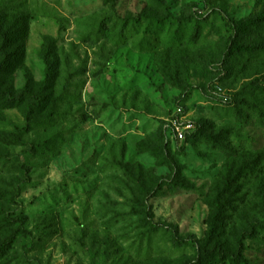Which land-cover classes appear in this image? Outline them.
Here are the masks:
<instances>
[{"label":"rangeland","instance_id":"374dc122","mask_svg":"<svg viewBox=\"0 0 264 264\" xmlns=\"http://www.w3.org/2000/svg\"><path fill=\"white\" fill-rule=\"evenodd\" d=\"M0 16L21 50L0 74V264H194L211 204L216 239L246 231L242 257L264 264V26L232 25L264 0H0Z\"/></svg>","mask_w":264,"mask_h":264},{"label":"trees","instance_id":"16d2710c","mask_svg":"<svg viewBox=\"0 0 264 264\" xmlns=\"http://www.w3.org/2000/svg\"><path fill=\"white\" fill-rule=\"evenodd\" d=\"M235 34L242 35L247 33L252 27L264 26V18L263 17H248L240 19L239 21H235L233 24ZM4 26L5 22L4 19L0 16V56H3V60L0 62V74H11L16 68L18 64V59L21 54L20 48L16 46L14 49H11L14 46L15 39H9L11 38L10 35L4 34ZM6 33V31H5ZM228 50L230 51V54H233L235 52H249L250 46L245 44H240L237 41V37H230L228 44H227ZM11 50V51H10ZM9 51L8 53H6ZM47 64L45 69V79L41 82V86H45L48 83V80L50 79L52 72V65L48 60L45 61ZM11 93L8 91L4 92V96L2 97V100L4 103L11 104ZM3 103V104H4ZM200 127V126H197ZM19 163L18 160H14L13 164ZM20 164V168L22 166V163ZM10 166V161H7L6 159H2V155H0V169L5 166ZM20 172H22V169H20ZM21 182V183H19ZM23 181H18L17 185L19 186L22 184ZM223 211L222 207L215 206V204H211V215L208 220V226L209 229L207 231V236L202 240V242L199 243L197 247L198 253H200V256L196 258L194 264H208V263H218L222 264L227 259H231L233 264H250L249 261L245 260L242 257V251L244 248L243 239L244 235L240 233H236L234 231V246L235 248L231 251L228 247H224V244L220 242V240H217L216 238L219 236V231L217 227V222L221 217H223ZM152 217V213H150ZM7 221H10L9 216H5ZM154 226H158V224H154ZM154 229V228H152ZM234 230V229H233ZM252 234V233H250ZM219 238V237H218ZM174 242H177L178 245L182 243L183 245L187 244V241H179L176 238H173ZM11 246V237H6L2 241H0V257L1 254L4 252H7L10 249Z\"/></svg>","mask_w":264,"mask_h":264},{"label":"built area","instance_id":"2783aa9c","mask_svg":"<svg viewBox=\"0 0 264 264\" xmlns=\"http://www.w3.org/2000/svg\"><path fill=\"white\" fill-rule=\"evenodd\" d=\"M170 133L176 139L182 140L184 138V131L178 118H173L170 120Z\"/></svg>","mask_w":264,"mask_h":264}]
</instances>
